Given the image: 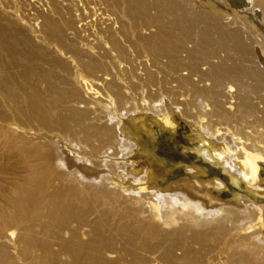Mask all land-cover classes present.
Listing matches in <instances>:
<instances>
[{
    "label": "bare ground",
    "instance_id": "6f19581e",
    "mask_svg": "<svg viewBox=\"0 0 264 264\" xmlns=\"http://www.w3.org/2000/svg\"><path fill=\"white\" fill-rule=\"evenodd\" d=\"M118 1L122 5H130L131 9L135 6V10L129 13L133 17L132 23L126 24L135 38L138 31L159 28L161 42L153 45L151 38L143 39L144 45L141 49L144 56H139L140 58L148 59L149 53L157 55L155 50H164L162 57L170 60L168 63L172 65L173 70L178 68L188 70L189 67V74L198 77V81L201 84L206 83L207 86L199 89V87L182 85L183 81L187 80H182L180 76L175 79V82L180 83L181 88L186 90V95L191 92L192 98L180 102L160 97L155 99V102L147 103L142 95L141 103L137 97L134 99V107L130 108L127 107L130 104L126 92H121L122 90L118 88L121 91L117 93L115 91V94H117L116 103L120 112L113 110L109 113V117L98 112V104L85 102L84 108L81 109L82 100L74 98L71 93L60 98L49 99V104L41 98L39 88L41 83L35 85L38 79L35 77L34 69L31 67V70V65L29 68L26 65V54L21 51L26 42L18 37L19 32L26 27L22 28L18 23L32 29L42 42L51 47L50 49L55 52L61 50L64 55L73 56L75 81L77 85L82 86L85 94L90 91L94 93L90 94L97 96L99 92L92 87L87 89V85L93 84V80L88 81L82 75L83 73L79 72L90 71L94 76L102 73L105 75V78L103 77L105 82L124 81L118 74L120 67L116 63V58H113V63V60L109 62L104 60L108 58L106 53L97 54L98 57H96L95 53L101 50L95 52L96 47L94 48L93 45L83 44V49L74 47L73 50L63 51L62 43L69 40L70 29L65 30L66 37L58 36L64 30L63 28H66V24L65 27L63 24L66 17L58 16L59 18L52 19L53 14H51V19L39 16L31 18L27 14L22 15V11L16 10L15 7V11L11 10L5 15L7 17H0V95H2L0 103L6 112L8 109L10 114L6 115L0 109V119L12 125L14 130L35 132L33 126L36 125L37 132L41 129L54 135L61 149L64 146L66 149L64 151L69 155L74 153L79 157L70 158L65 155L66 153H62L64 164L70 168L69 173L71 168L75 169L72 170L74 172L72 176L75 177L69 178L71 185L68 182L65 188H54V194L47 201L46 206L50 207V213L47 215L49 224L46 231L51 235L65 237L68 235L70 239L65 242L71 243L79 240L84 230L90 229L88 236L90 239L87 242L73 245L75 253L71 257L72 264H125V260L130 258L134 264H264V257L260 258V254L264 253V207L252 204L249 195L239 193L232 195L231 200L224 201L223 193L229 192L227 185L219 177L206 181L204 176L206 171L201 166H184L187 176L168 182L167 175L170 173L168 167L154 158L147 144L143 139L141 140L140 135L136 134L143 129L155 143L153 127L156 124L161 131L175 135L178 131L176 115H180L189 125L192 140L199 143L195 152L205 161L204 164H207V167L221 169L232 186L238 189L245 188L253 195L254 201L264 199L262 187L264 178L261 175L262 165H264V111L260 110L261 105L264 107V99L259 98L264 89V66H261V62L253 56L254 51L251 52L246 46L248 45L245 43L246 35L240 32H223L218 19H213L215 24L211 30L198 32L196 23H207V16L199 15L193 22L188 16V4H180L179 0H154L153 7L157 8L160 5L161 8L159 17L156 19L158 25H156L152 22L153 7L148 6V0ZM250 4L252 5V2ZM51 7L53 13L58 12L55 3ZM95 7L97 9V6ZM104 7L98 10L101 24L105 26V23H110L111 27L106 28L107 30L100 27L97 34L102 35L101 42L106 45L112 43L110 53L117 52V57L122 61L130 53L126 51L128 53L125 55L123 48L118 46L120 45L118 31L114 30L117 22L112 21L108 9ZM177 11L181 14L175 20L171 18L172 22L168 21L167 24L161 25V21L169 20ZM258 16L264 19V15ZM257 19V16L252 14V20ZM40 20L41 23H39ZM18 26L19 29H16ZM177 32H181V36L176 37ZM196 34L199 36L197 37ZM260 35L264 36V30ZM213 36L218 39L214 40ZM126 39L128 40L129 37ZM261 40L264 43V37ZM56 43L61 48L56 46ZM190 43L194 46L191 50L186 48V44ZM27 49L29 51V48ZM80 49L83 51H78ZM181 53H185V57L174 60L176 57L179 58ZM262 54L261 56H264V51ZM197 55L204 56L205 64L204 62L201 64V61L196 63ZM138 60H133L134 66ZM146 62L148 60L143 63ZM7 64L10 67L7 69L8 72L5 70ZM144 64L139 62V65ZM203 64L208 67L202 72L199 68ZM55 69L70 70V67L57 64ZM132 73L131 69L130 75L134 78ZM51 76L52 74H45L44 83L51 84ZM110 76L113 78L110 79ZM148 76L147 86L150 82L156 86L155 75L148 73ZM31 79L37 81L29 85L27 80ZM25 81L28 86L24 85ZM104 81L100 83L103 84ZM99 84H95L96 88L101 86ZM110 86L112 85L109 84L108 88ZM222 87L227 88L228 93L235 96H230V99L225 97L224 92L220 91ZM234 87L237 89L234 90ZM242 88L250 89V91L242 90ZM249 92L261 100L258 102L260 108L255 105L254 101L257 100L249 96L251 95L248 94ZM108 97L110 100L113 99L112 96ZM150 98L154 99L152 95ZM161 98L164 103L160 110L156 105ZM113 100L111 103H114ZM229 100L235 101L229 102ZM4 104L6 106H3ZM222 105H229L226 116L223 110H220L223 108ZM93 106H95L94 109ZM206 109H210V112ZM232 111L233 114H231ZM234 114L241 115L239 120H246L247 122L242 121V123L248 125H243L244 128L254 129V134L247 136L241 132L243 129H240L239 133L244 135L223 132L224 130L222 131L220 127L223 121L230 119ZM214 119L216 120L213 121ZM249 119L253 120L252 123ZM253 124L260 126L256 128ZM130 126L134 127V132ZM125 138L131 139L133 146L127 143ZM130 148L133 149L131 152L133 155L129 152ZM52 154L53 150L47 149V159L51 158ZM138 159L146 160L145 164L138 163ZM63 178L60 176L59 179ZM228 178L224 179L228 180ZM211 186L214 188L213 191ZM38 206L43 207L41 203ZM92 206L94 214L100 213L98 222L102 225L96 221H89ZM121 212L119 221H134L136 225L134 233L129 231L127 225L121 227L110 224L111 219ZM220 212L224 214L220 215ZM114 231L116 235H113ZM251 241L255 245L254 251L250 250ZM132 248L134 251L131 250ZM67 249L68 247L62 246L61 252H66ZM104 253L117 255L119 262L106 261ZM124 256L126 259H123ZM52 261L53 264H57L56 259Z\"/></svg>",
    "mask_w": 264,
    "mask_h": 264
},
{
    "label": "rangeland",
    "instance_id": "374dc122",
    "mask_svg": "<svg viewBox=\"0 0 264 264\" xmlns=\"http://www.w3.org/2000/svg\"><path fill=\"white\" fill-rule=\"evenodd\" d=\"M148 2H149L148 6L150 7H153L155 4L154 0H148ZM251 2L252 5L250 4ZM53 3L56 4L57 7L56 10L58 12L53 13L51 11L52 9L51 6L53 5ZM178 3L186 4V5L188 4V9H187V12L189 14L188 16H190V19L193 22H195L196 20L195 18L199 15L207 16L208 19L207 23L205 22L196 23L197 31L198 32L200 31V33L204 30L212 29L213 25L215 24L213 19L219 20V25L222 28L223 32L225 33L227 32L244 33V35H246L245 43L248 44L246 46L251 50V52L254 51L252 52L253 56L256 58V60H258V62L259 61L261 62L260 63L261 66H264L263 64L264 56H261L263 55L262 53L264 51V43L261 42L262 41L261 39L264 36L260 35L261 31L264 30V22H263L264 19L262 17L259 18L258 16V15H264V7H263L264 0H248V1L247 0H241V1L240 0H179ZM0 4H1L0 17L2 18L7 17L5 15L11 10L15 11V8L20 12L22 11L21 12L22 15L27 14L31 18H35L39 16L42 18L46 17L51 19L52 18L51 14H53L52 19L59 18L58 16H60L61 18L66 17L64 19L65 23H63L64 27L66 24V28H63L64 30L58 36L59 38L63 36L66 37L65 30L70 29V31H68L69 40H65L68 42L63 41L62 43L64 45V49H62L63 51L66 49L73 50L74 47H76V49L79 48L83 49L82 48L83 44L87 46L93 45L94 48L96 47L95 52L97 51L99 52L100 50L102 51V52L100 51L99 53H95L96 57H98L100 53H106L108 54V58L104 59L107 60L106 62L113 60V58H116L117 60L116 63H118V67H120L118 74L121 75L120 77H123L121 79L124 81L119 82L117 80L118 83L120 84L116 83L115 80L112 82L111 81L105 82L103 79V77L105 78V75L102 73H99L94 76L90 71L79 72L81 74L83 73L82 75L86 77L88 81L93 80L92 81L93 84L89 83V86L87 85V89L92 87V89H97V91L99 92V95L97 96L95 95L93 96L92 94L94 93L90 91L88 92V94H85V92L82 89V86L77 85L75 81L73 56H71L70 54L64 55L61 50L59 52H55V50L50 49L51 47L49 48L44 41L42 42V39L38 37V34L35 35L32 29L28 28L25 24L20 25L18 23L20 27L22 28L26 27V29L23 28V30L18 34V37L23 39L24 42H26L25 43L26 45L24 46V48H21V51L23 54L26 55L28 54L27 56L25 55V57L27 58L26 65L28 68L31 65L30 68L32 67L34 69L33 72L36 73L35 77L38 79V82L35 85L41 83L39 84L40 94L42 100H45V102L49 103V99L60 98V96H66L71 93L74 95V98L76 99L78 98L82 100V103H80L81 109L84 108L85 104L83 103L91 102L96 105L98 104L97 110L99 113L102 112L104 113V115H107L109 117V113L112 112L113 110H117L118 112H120L119 106L116 103L117 94H115V91L116 93L121 90H122L121 92H126V97H128L130 104L127 107L130 108V107H134L133 105L134 99H136L137 97H138L137 100H140L139 101L140 103L142 101V98H144L147 103L155 102V99L160 97L174 101L176 100L180 102L192 98L191 92L189 93V95H186L185 93L186 90H183L181 88L180 83L175 82V79H177L180 76L182 80H187V81H183L184 83L182 85L199 87V89H203L204 86L205 87L207 86L206 83L201 84V82L198 81V77L191 76L189 74L190 71L189 67L187 68L189 71L185 70L184 68H178V70H173L172 65L168 63L170 60L162 57L164 50L163 51L155 50L157 55L149 53L148 59H145L144 57L140 58L141 56H144V52L141 49L144 45L143 39L148 40L145 38H149V39L151 38L153 45L159 44L161 40H160V35L158 34L159 28L156 27H153L145 31H138L136 38L132 34V32H130L131 30L126 24L128 22L132 23L133 17L129 13L130 11L135 10V6L131 9L129 7L130 5H122L118 0H1ZM95 6H97V9ZM12 7L15 8L13 9ZM100 7L101 8L104 7L106 10L108 9L112 21L117 22L116 29L114 30L118 31V37H119L118 44H120L118 46H121L123 48L125 55L128 52L130 53L126 55V58L124 59L125 61L119 60V58L117 57L118 55L117 52L110 53L111 52L110 46L112 45V43L106 45L104 42H101L102 35L97 34L98 29H100V27L101 29L102 28L109 29L111 27L110 23L107 24L105 23V26L104 25L102 26L100 21L101 18L99 16L100 12L98 13ZM6 8L8 9L6 10ZM160 10H161L160 5L157 8L156 7L152 8L151 18H152V22L155 23L156 25H158L156 19L159 17ZM180 14L181 12L177 11L174 16L169 18V20L167 19L161 21L162 22L161 25H165V23L167 24L168 21L172 22V19L175 20V18ZM252 14L255 17L257 16L258 19L255 20L256 22L252 20ZM244 15L245 17L246 16L247 17L245 18ZM11 19L12 21H15L14 18ZM39 23H41V20L39 21ZM134 24H136L135 21ZM19 26L18 28L16 27V29H19ZM160 27H164V26H160ZM126 30H128L127 31L128 34L126 33ZM115 31L114 33H116ZM180 33L181 32L179 33L177 32L176 37L181 36ZM107 35H109V33ZM140 35L142 36L140 37ZM259 35L261 37V39H259L260 41L258 40V38H260ZM196 36L198 37L199 35L196 34ZM127 37H129L128 39L129 41L127 39L125 40V38ZM213 39L217 40L218 38L216 36H213ZM57 44L58 43H56V46L61 48L60 45ZM193 47L194 46L191 43L186 44V48L189 50L193 49ZM27 48H29V51H27L28 50ZM81 49L78 51L80 52L83 51ZM137 52L139 55L136 54ZM184 57H185V53H181L180 57L179 58L176 57L174 60H181ZM134 59L135 60L139 59L138 63L136 62V64L138 65L139 62L144 64L143 62H145V60H148V62H146L144 65L138 66L135 64L134 66V61H133ZM195 59H197L195 60L196 63L197 62L199 63L201 61L200 62L201 64L205 60L203 55H199V56L197 55ZM112 62L114 63V60ZM57 64L60 66L65 65V67H70V70H62V69L56 70L55 68ZM204 64L199 68L200 71L202 72L204 69L208 67L205 66ZM7 67H5L6 71L7 69L10 68L8 64ZM135 67L137 68V70H135L136 69ZM131 69L133 71L132 74L134 78H132L130 75ZM134 71H136V73ZM37 73L39 75H37ZM148 73H152L153 75H155L154 79H156L157 81L156 86H153L151 82L150 85L147 86L146 83L149 82ZM45 74L46 75L52 74L50 79L51 84L47 82L44 83L43 77L45 76ZM112 75H114V73H112ZM37 76L39 77L43 76V77H40L39 79V77ZM109 78L111 79L113 78V76H110ZM27 81H29L28 84L29 83L32 84L34 83V81L36 82L37 80L31 79ZM101 81H104L103 84L100 83ZM26 84L27 82L25 81L24 85L28 86V84L27 85ZM95 84L96 85L99 84L101 86H98V88H96L97 86H95ZM109 84L112 86L108 88ZM252 84L253 83H251V85ZM118 88H120L121 90ZM236 89L237 88L234 87V90ZM242 90L250 91V89H245V88L244 89L242 88ZM220 91H223L225 97H228L229 99L231 98L230 96L232 95L235 96V94L232 93L229 94L227 88L222 87L220 88ZM248 94H251L249 96L257 100L254 101V103H256L255 105L258 108L261 107L260 110L264 111L263 105L261 106L258 105V102L261 101L259 100V98L263 97L261 99H264V89H263V93H261L262 96H260L259 98H256L257 96L253 95L250 92ZM151 95L154 98L153 100H151L150 98ZM108 96H112L114 100L113 99L111 100H113L114 103H111L112 101ZM1 97L2 95H0V99ZM82 98L85 101H83ZM233 101L235 100L232 101L229 100V102H233ZM163 103L164 101L161 98L157 102L156 106H158L161 110ZM0 105H1L0 109L2 110V112H4L6 115L7 114L10 115L8 113V109L6 112L5 109L2 107V103H0ZM3 106L6 105L4 104ZM104 106H106L107 108L105 107L104 109L103 108ZM92 108L94 109L95 106H93ZM228 108L229 105L226 106L224 105L223 108L220 110L221 111L223 110L222 111L224 112L223 114L225 113L227 114ZM178 109H182V107H178ZM209 110L210 109H206L207 112H210ZM233 111L231 112V114H233ZM226 114L224 116H226ZM235 116L236 115L234 114L233 116H231L232 118L230 117V119L228 118L227 120L223 121V123L225 122L224 125L222 123V125L220 126L222 131L224 130L223 132L229 134H234L236 132L237 134L239 133V131H241L240 129H243L241 132L245 133V135L247 136H249V134H254L255 132L254 129H249L245 127L247 128L246 130L244 128V126H248V125L243 124L242 123L243 120L241 121L239 120L242 117L241 115L236 116L237 120L235 119ZM176 118L178 121V129H177L178 131L175 135H171L169 132H166L164 130L161 131L160 128L156 124H154L153 128L155 135V140H154L155 143L152 142V138L147 135L145 130L141 129L139 130L138 133H136L137 135H140L141 140L143 139L144 142L147 144L149 148L147 149L152 152L154 158L163 162L168 167L170 171V173L167 175L168 182L175 180L177 181L186 177L187 172H186V167L184 166L187 167L201 166L205 168L206 174L204 176L206 181L214 180L215 178L219 177L227 185L229 192L223 193L222 198L224 201L231 200L232 195L239 193L241 195H249L252 204L264 207V201H263L264 199H260L259 201L256 200L254 201L253 195L247 192L245 188L238 189L232 186L230 184L229 178L222 172L221 169L211 168V166L207 167L206 166L207 164H204L205 161L202 160L195 152L196 149L199 147V143L197 141L192 140V133L190 132L189 125L180 115L178 116L176 115ZM215 120L216 119H214L213 121ZM231 120H232V124H231ZM151 121L152 120H150V122ZM218 121H219V117H218ZM234 121L235 124H233ZM244 121L247 122L246 120ZM252 121H253L252 119L251 120L249 119L250 123H252ZM240 126H242V128ZM253 126L257 128L260 125L255 126L253 124ZM33 128L35 129V132L14 130L15 128H12V125H9L8 122H5L4 120L0 119V264H53L52 260L55 259L57 260V264H60V262L61 264H72L71 257L73 256L72 254L75 253L73 252L74 251L73 247L75 245H80L82 243H85L90 239L88 237L90 235V231H89L90 229L84 230L83 231L84 236L82 233L80 235L79 240L71 243L65 242L66 240L70 239L68 238V235L66 236L67 238L64 235H51L50 233H48V231H46V227L49 224L47 215L50 213V207H47L46 203L48 200H50L56 188L58 187L65 188L69 183L71 185L72 183L69 178L72 179L75 177L72 176L74 174V172H72L73 168H71L72 170L70 174L69 173L70 168L66 167L62 156L65 153H66L65 155L70 156V158H77L78 156L77 154L74 153H71L69 155V153L64 151L66 149H64L65 147L63 145H62L63 149H61L62 147L57 145L54 135L47 133L45 130H41V129L40 131L37 132L38 128L36 125L33 126ZM131 129L134 132L133 126L131 127ZM228 129L229 131H227ZM241 132L239 134L244 135ZM125 139L127 143H130L133 146V142L131 139L129 138H125ZM47 149L53 150V154L49 159H47L46 157ZM132 150L133 149L130 148L129 152L130 153L133 152ZM52 157H54V159ZM145 161L146 160L138 159V163L140 164H145ZM261 175L262 178H264V165H262ZM60 176H62V178L64 176L65 178L60 180L59 179ZM224 178H228V180H225ZM78 182L79 181H77V183ZM262 187L264 188V184L262 185ZM211 188L213 191L214 188L212 186ZM40 203L43 205V207L38 206ZM149 207L152 206L149 205ZM91 209H92V213L89 216V221L90 222L100 221V213L98 212L94 214L93 206L91 207ZM121 214L122 212L119 213L117 216H115L114 218L115 220L112 218L110 224L121 227L127 225L129 231L131 233H134V228H136L134 221H129V222L125 220L119 221L121 219L119 218ZM219 214L223 215L224 213L222 214L220 212ZM98 223L102 225V223L100 222ZM113 235H116L115 231L113 232ZM214 242H212V244H214ZM60 244L62 246L68 247L66 252H61L62 246ZM254 247H255L254 242L251 241L250 250L254 251ZM51 249H53V251ZM131 250L134 251V248H132ZM104 255H105L104 259L105 258L107 259L106 261L111 260V261L119 262V257L117 255H109V253H104ZM262 257H264V253L260 254V258ZM123 259H126L125 256L123 257ZM45 261H47L48 263H46ZM132 262L134 261L131 258L125 260V264H134Z\"/></svg>",
    "mask_w": 264,
    "mask_h": 264
}]
</instances>
